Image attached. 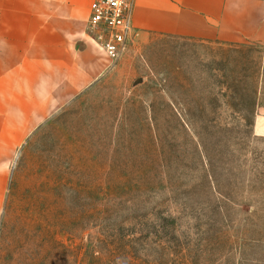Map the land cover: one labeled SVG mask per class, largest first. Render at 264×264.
<instances>
[{"label": "rangeland", "instance_id": "obj_1", "mask_svg": "<svg viewBox=\"0 0 264 264\" xmlns=\"http://www.w3.org/2000/svg\"><path fill=\"white\" fill-rule=\"evenodd\" d=\"M133 30L113 64L88 20L106 73L0 138V264H264V45Z\"/></svg>", "mask_w": 264, "mask_h": 264}, {"label": "crops", "instance_id": "obj_2", "mask_svg": "<svg viewBox=\"0 0 264 264\" xmlns=\"http://www.w3.org/2000/svg\"><path fill=\"white\" fill-rule=\"evenodd\" d=\"M92 2L0 0V138L22 142L29 110L43 111L42 122L45 111L60 110L106 73L107 60L87 35ZM134 27L143 38L158 33L264 45V0H135ZM254 131L264 136V110ZM4 175L0 170V199Z\"/></svg>", "mask_w": 264, "mask_h": 264}, {"label": "built area", "instance_id": "obj_3", "mask_svg": "<svg viewBox=\"0 0 264 264\" xmlns=\"http://www.w3.org/2000/svg\"><path fill=\"white\" fill-rule=\"evenodd\" d=\"M135 0H93L89 24L110 62L126 52L133 33Z\"/></svg>", "mask_w": 264, "mask_h": 264}]
</instances>
